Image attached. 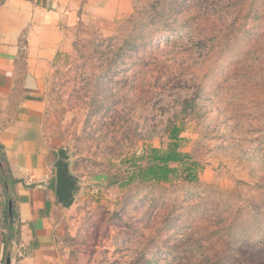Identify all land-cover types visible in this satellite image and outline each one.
Segmentation results:
<instances>
[{
  "label": "rangeland",
  "instance_id": "1",
  "mask_svg": "<svg viewBox=\"0 0 264 264\" xmlns=\"http://www.w3.org/2000/svg\"><path fill=\"white\" fill-rule=\"evenodd\" d=\"M75 2L45 82L47 143L79 187L63 264H264V0ZM174 124L197 179L173 162L169 182L123 184Z\"/></svg>",
  "mask_w": 264,
  "mask_h": 264
},
{
  "label": "crops",
  "instance_id": "2",
  "mask_svg": "<svg viewBox=\"0 0 264 264\" xmlns=\"http://www.w3.org/2000/svg\"><path fill=\"white\" fill-rule=\"evenodd\" d=\"M86 9L75 0H0V143L16 180L5 187L0 171V215L13 201L0 264L4 256L6 264H63L57 216L65 209L56 194V150L46 139L45 82Z\"/></svg>",
  "mask_w": 264,
  "mask_h": 264
},
{
  "label": "trees",
  "instance_id": "3",
  "mask_svg": "<svg viewBox=\"0 0 264 264\" xmlns=\"http://www.w3.org/2000/svg\"><path fill=\"white\" fill-rule=\"evenodd\" d=\"M149 43V42H148ZM134 45V44H133ZM133 47V46H131ZM188 106H192L193 102L195 101V98H191L190 100H186L185 102ZM180 132L181 128L174 124L168 134V145L165 148H158V147H152L149 149V153L146 156L148 161L145 164H135V169L133 172L129 175L128 179L123 182V184L129 183L134 180H141V181H158V182H169L172 180L174 176H176L178 168L171 166V163L173 162H179L184 166L185 170V178L187 181H193L197 179V172L199 163L197 161H191L190 155L186 152H182L179 150L180 147ZM145 157V156H144ZM6 154L4 152L3 145L0 143V171L3 174V185L5 187H10V185L14 184L16 180L11 175L10 167L8 165V161L6 160ZM8 210L7 208L4 210V212H1V222L4 226L9 225L8 221ZM231 226V225H229ZM220 230H216L212 232L214 233L219 232ZM212 238V237H211ZM210 238V239H211ZM189 238L185 241H182V244H187V247H196V249L202 250V253L207 251V249L204 248V242L201 241V238H196L195 242L190 244ZM206 256V254H205ZM221 257L219 260H216L212 262L211 264H220Z\"/></svg>",
  "mask_w": 264,
  "mask_h": 264
},
{
  "label": "water",
  "instance_id": "4",
  "mask_svg": "<svg viewBox=\"0 0 264 264\" xmlns=\"http://www.w3.org/2000/svg\"><path fill=\"white\" fill-rule=\"evenodd\" d=\"M56 170V194L58 202L64 209L70 208L79 190L76 174L73 169L71 155L66 148H60L54 163ZM8 214L13 219V201L8 202ZM11 259L8 257L7 262Z\"/></svg>",
  "mask_w": 264,
  "mask_h": 264
},
{
  "label": "built area",
  "instance_id": "5",
  "mask_svg": "<svg viewBox=\"0 0 264 264\" xmlns=\"http://www.w3.org/2000/svg\"><path fill=\"white\" fill-rule=\"evenodd\" d=\"M2 232H3V226H2L1 215H0V236L2 235Z\"/></svg>",
  "mask_w": 264,
  "mask_h": 264
}]
</instances>
